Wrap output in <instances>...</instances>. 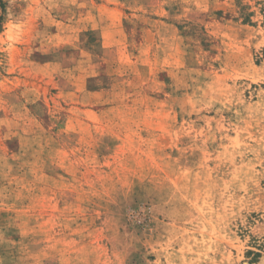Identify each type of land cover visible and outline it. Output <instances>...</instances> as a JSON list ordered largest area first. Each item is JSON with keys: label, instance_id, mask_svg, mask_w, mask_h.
I'll use <instances>...</instances> for the list:
<instances>
[{"label": "rangeland", "instance_id": "obj_1", "mask_svg": "<svg viewBox=\"0 0 264 264\" xmlns=\"http://www.w3.org/2000/svg\"><path fill=\"white\" fill-rule=\"evenodd\" d=\"M264 0H0V264H264Z\"/></svg>", "mask_w": 264, "mask_h": 264}, {"label": "trees", "instance_id": "obj_2", "mask_svg": "<svg viewBox=\"0 0 264 264\" xmlns=\"http://www.w3.org/2000/svg\"><path fill=\"white\" fill-rule=\"evenodd\" d=\"M250 240L251 247H253L255 250H249L247 254L253 255L254 258H258L262 255L264 252V235L260 237V239H255L251 237Z\"/></svg>", "mask_w": 264, "mask_h": 264}]
</instances>
